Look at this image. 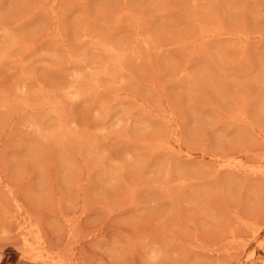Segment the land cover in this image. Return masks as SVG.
I'll list each match as a JSON object with an SVG mask.
<instances>
[{"label": "rangeland", "instance_id": "obj_1", "mask_svg": "<svg viewBox=\"0 0 264 264\" xmlns=\"http://www.w3.org/2000/svg\"><path fill=\"white\" fill-rule=\"evenodd\" d=\"M0 264H264V0H0Z\"/></svg>", "mask_w": 264, "mask_h": 264}, {"label": "bare ground", "instance_id": "obj_2", "mask_svg": "<svg viewBox=\"0 0 264 264\" xmlns=\"http://www.w3.org/2000/svg\"><path fill=\"white\" fill-rule=\"evenodd\" d=\"M168 148H169V146H168ZM172 148H174V147H172ZM186 155H187V153H186ZM188 157V156H187ZM16 205V204H15ZM17 211H18V208H17ZM23 218V217H22ZM17 224V223H16ZM37 225V224H36ZM36 225H34V226H36ZM19 226V225H18ZM20 226H22L21 224H20ZM33 227V226H32ZM22 228V227H21ZM30 228H31V226H30ZM36 228V227H35ZM17 229V228H16ZM19 229V228H18ZM39 231V230H38ZM33 233V232H32ZM36 233H37V230H36ZM34 234L35 233H33V236H34ZM35 235H37V234H35ZM38 236V235H37ZM24 237L25 236H23V239H24ZM36 238V237H35ZM38 240H39V236H38ZM26 242H27V240H25ZM36 241V240H35ZM29 244V243H28ZM36 244V243H35ZM29 246H31V245H29ZM34 246V245H33Z\"/></svg>", "mask_w": 264, "mask_h": 264}]
</instances>
